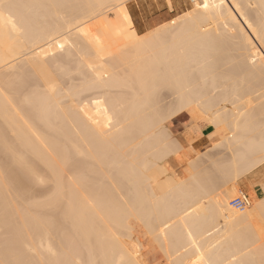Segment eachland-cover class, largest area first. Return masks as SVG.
<instances>
[{"label": "bare ground", "instance_id": "1", "mask_svg": "<svg viewBox=\"0 0 264 264\" xmlns=\"http://www.w3.org/2000/svg\"><path fill=\"white\" fill-rule=\"evenodd\" d=\"M126 1L0 0V264H147L132 219L170 264H264V185L231 206L264 166V0H189L143 35ZM202 138L233 155L211 163L219 184L192 158Z\"/></svg>", "mask_w": 264, "mask_h": 264}, {"label": "rangeland", "instance_id": "2", "mask_svg": "<svg viewBox=\"0 0 264 264\" xmlns=\"http://www.w3.org/2000/svg\"><path fill=\"white\" fill-rule=\"evenodd\" d=\"M168 2V3H167ZM168 5V6H167ZM170 5V6H169ZM190 5H191V1H189V0H127L126 2H125V6H126V8H127V10H128V12H129V14H130V16H131V19H132V22H133V24H134V26H135V28H136V30H137V32H138V34L139 35H143V34H145V33H148V31H150L151 32V30H153V29H156L157 27H159V26H161V25H163V24H165L166 22H168L170 19H172V18H175V17H177V16H179V15H181V14H183L184 12H186L188 9H190ZM170 9V10H169ZM179 14V15H178ZM231 50V49H230ZM232 51V53L231 52H229V55L230 54H234L235 53V51H233V50H231ZM227 51L226 50H223V53L224 54H222V52H221V50L220 51H218V53L220 54V56H222L223 57V55H225L226 57H228V55H227V53H226ZM234 52V53H233ZM217 53V52H216ZM218 58H220L219 56H218V54L216 55ZM224 56V57H225ZM231 56V55H230ZM60 59H62V58H60ZM59 59V60H60ZM221 59V58H220ZM61 61V60H60ZM66 60H64L63 61V59H62V61L61 62H59L60 64H63L62 66L63 67H65L66 69H67V62H69V64L68 65H72L71 64V62L70 61H67V62H65ZM57 62H58V60H57ZM56 61H53V62H51L50 64H48V68H47V70H50L51 68L53 69V67L54 66H56L58 63H57ZM55 63H57L56 65H55ZM73 66V65H72ZM230 66H231V64H230ZM57 67V66H56ZM56 67H54V68H56ZM223 67V66H222ZM225 67H228V65H226ZM50 68V69H49ZM70 69H71V67H69ZM68 68V69H69ZM51 69V70H52ZM53 71V70H52ZM50 73H52L51 71H49ZM53 73H54V71H53ZM52 73V74H53ZM73 73V72H72ZM72 73L70 74V76H68L69 77V79H72V77H73V75H72ZM75 73V72H74ZM71 75H72V77H71ZM66 77V79L68 78L67 76H65ZM65 77H63L64 79H65ZM55 78V77H54ZM78 79L77 78V75H76V73H75V77L73 78V81L74 80H76V79ZM59 79V78H58ZM60 80H63V79H59L58 81H57V83H58V87H60L62 84V82L60 81ZM73 81H71V82H73ZM79 81H80V79H79ZM64 82H67V80L66 81H64L63 80V84H64ZM59 83H60V85H59ZM68 84L70 83V82H67ZM65 84L66 86L68 85V84ZM74 83V82H73ZM77 83V82H76ZM79 83V82H78ZM81 83H79V85H80ZM27 85V84H26ZM26 85H25V87H26ZM70 85H71V83H70ZM70 85H68V86H70ZM67 86V87H68ZM75 86H77L76 84H75ZM62 87H64L65 88V86H61L60 88V90L61 91H64V88H62ZM72 87H73V85H72ZM22 89H24V87H22ZM63 89V90H62ZM66 89V88H65ZM70 90V87L69 88H67V91H69ZM21 91V90H20ZM29 91H30V86H27L26 88H25V91L24 90H22V92H20L19 94L21 95L22 93H24V94H27V93H29ZM67 91H65V92H67ZM64 92V93H65ZM61 94H62V92H61ZM60 94V95H61ZM23 95V94H22ZM64 95V94H63ZM66 99L68 100V98L66 97ZM66 99H63V102L64 103H66V102H69V101H67ZM71 101H72V99H71ZM75 102V101H74ZM67 104H70V103H67ZM72 104V103H71ZM76 104V103H75ZM254 104H256L257 105V103H254ZM74 105V104H73ZM259 107H262L263 108V110H264V106L262 105V106H259ZM258 108V106L256 107V109ZM261 108V109H262ZM255 111V110H254ZM253 111V112H254ZM258 111H260L259 113H261V110L259 109ZM263 113H261V114H263V115H260V114H258V112H254L255 113V115H259V117H258V120H259V118H260V120H262V122H264L263 121V119H264V111H262ZM254 113H253V116H254ZM255 118H257L256 116H254V118L252 119V121H254V122H257V120L255 119ZM255 119V120H254ZM253 122V123H254ZM257 123H261V121H258ZM258 125L259 124H257V127H258ZM260 126V125H259ZM154 128H152V130H153ZM150 131V130H149ZM153 131H155V130H153ZM151 132V131H150ZM140 140V138L138 139V141ZM137 141V142H138ZM133 143V142H132ZM131 145V144H130ZM129 145V146H130ZM128 146V147H129ZM220 147V146H219ZM216 147V148H209V145H205V147L203 148V149H199L198 151H195L194 153H193V159H195L196 160V162L200 165V167L202 166V168H204V167H206V168H208V173L207 172H204V173H206V174H209V170H211L210 168L211 167H213L212 166V164L214 163V161L215 162H217V164H219V162H221L222 160H221V156H222V159L225 161V160H230V159H233V158H229L228 156H233L228 150H223V148L224 147ZM126 148V147H125ZM124 148V149H125ZM119 149V148H118ZM123 149V150H124ZM127 149V148H126ZM125 149V150H126ZM122 150V149H121ZM127 151V150H126ZM125 151V152H126ZM224 151V152H223ZM121 152H124V151H121ZM120 152V149H119V153H121ZM220 152H222V154L223 153H225V155L223 154H221ZM127 153H129V151L127 152ZM189 153V152H188ZM226 153H228L229 155H227ZM122 154V153H121ZM216 155L215 157H214V155ZM126 155V154H125ZM129 155V154H128ZM127 155V156H128ZM189 155V154H188ZM187 155V156H188ZM213 155V156H212ZM134 156V155H133ZM212 156V157H211ZM226 156V157H225ZM189 157H190V155H189ZM191 157H190V159H191ZM227 157L229 158V159H227ZM219 158H220V161H219ZM121 159V158H120ZM226 162V161H225ZM212 163V164H211ZM71 165H72V163H70ZM75 164V163H74ZM76 164H78V163H76ZM76 164H75V166H76ZM80 164V163H79ZM83 165H85L86 163H82ZM90 164V163H89ZM92 164V163H91ZM87 166H85V167H87L88 168V164H86ZM191 165V164H190ZM193 165H195V163L193 164ZM81 166V168L83 167V170L85 169V167L84 166H82V165H80ZM80 166H78V167H80ZM91 166V165H90ZM71 167V169H69L68 170V167H66V168H64L66 171H73V172H76V170L77 169H75V167H74V169L75 170H72L73 168V165L72 166H69V168ZM77 167V166H76ZM77 167V168H78ZM101 168H102V166H100ZM96 168V167H95ZM101 168H99V169H101ZM195 168V167H194ZM261 168V169H260ZM259 168V170L261 171H259V170H257V171H259V172H257L255 175H251V174H249L246 178L245 177H243V181H241L242 179H239L238 181H237V197L239 196V193L240 192H243V193H245L246 195H247V197L249 198V191H248V187H247V185H249L248 184V182L250 181V183H251V185L250 186H252L254 189H256V190H259V189H261V185H264L263 183H264V166H262V167H260ZM80 169V168H79ZM91 169H93V167L91 166ZM103 170H104V168H102ZM101 169V170H102ZM106 169V168H105ZM213 169H215L216 170V168L214 167ZM82 169H80V175L82 174V172L85 174V172L83 171ZM90 170V169H89ZM195 171H196V169H194ZM193 170V171H194ZM201 170V169H200ZM66 171H63V173H66V174H63V178H65V176L64 175H66L67 177H68V179H69V176L70 175H72V176H75V174L74 173H71V172H69V173H71L70 175H69V173H67ZM92 171V170H91ZM91 171L90 172H88L87 171V173H89V175H90V173H91ZM96 171H97V169H96ZM199 171V168L197 169V171L196 172H198ZM212 172H210L211 174H210V176L211 175H214L213 176V178L215 179L216 177H218V174L217 173H215L213 170H211ZM79 172V171H78ZM77 172V173H78ZM106 171L104 170V180H105V178L107 177L108 178V182L107 183H105V182H103V181H101L103 184L105 183V184H110V181H113L114 179H113V177L114 176H116V175H110L112 178H111V180H109L110 178H109V174H108V176H106V174L107 173H105ZM195 172V173H196ZM93 173V172H92ZM113 173V172H112ZM115 173V172H114ZM68 174V175H67ZM79 174V173H78ZM83 174V175H84ZM98 174V173H97ZM99 174H100V171H99ZM116 174H117V172H116ZM200 175H203L202 173H199ZM199 174H196L197 176H196V178H199V180H201V181H203V182H205L204 180L205 179H208V178H210L208 175H203V178H205V176L207 177L208 176V178H205V179H202V176H200ZM85 175H87V174H85ZM83 176L85 179H83V177H82V179L84 180V181H86V182H88V183H92L91 181L93 180V178L95 177L94 176V174H91L90 176H88V178H90L89 180L87 179L86 180V177L87 176ZM118 175H120L119 173L117 174V176L115 177V178H117L118 177ZM77 176V175H76ZM82 176V175H81ZM81 176H79L78 177V180H79V178H80V180H81ZM94 176V177H93ZM96 176H98V175H96ZM103 175H101V177H102ZM106 176V177H105ZM120 176H122V175H120ZM123 177V176H122ZM186 177H187V175H186ZM185 177V178H186ZM201 177V178H200ZM103 178H101V179H103ZM106 178V179H107ZM212 177H211V179H213ZM66 179V180H65ZM64 180L65 181H67L68 179L67 178H65ZM99 179H100V177L98 178V183L97 184H92V187L94 188V186L93 185H98V184H100L101 182H99ZM100 179V180H101ZM113 179V180H112ZM118 179V178H117ZM120 179V178H119ZM118 179V180H119ZM124 179V178H123ZM189 179V178H188ZM186 179V182L187 181H192V179ZM218 179H219V177L217 178V181H215V182H217V184H219L218 182ZM79 180V181H80ZM83 180H81V181H83ZM94 180H96L95 178H94ZM118 180H116V182L118 181ZM64 181V184L66 183ZM80 181V182H81ZM123 182V180H121L120 179V181H118V182H120V186H122V182ZM206 181H208V180H206ZM211 181H213V180H210V181H208V182H210V183H212ZM246 181V182H245ZM83 183L84 185H86L87 184V186H88V189L90 188V186H89V184L88 183ZM116 183V186L114 185V183H115V181H114V183H113V185L112 184H110L112 187H115V188H118V185L117 184H119V183ZM124 182H126L125 180H124ZM244 182L247 184H244ZM95 183V182H94ZM100 184L99 186H101L100 187V189L101 188H103L102 187V185L103 184ZM112 183V182H111ZM188 183V182H187ZM108 184V185H109ZM127 184V182L125 183V186H128V185H126ZM244 184V185H243ZM48 185H50L51 187H52V184L49 182V183H47V185L45 186V188L46 189H44V187L43 188H37V189H35L36 191L37 190H42L43 191V193H46V192H48V189H47V186ZM84 185H82V186H84ZM87 186H86V188H87ZM98 186V187H99ZM109 187V186H105L106 187V190H107V187L108 188H112V187ZM247 188H246V187ZM51 187H49V188H51ZM105 187L103 188V189H101V190H103V192L105 191L104 189H105ZM124 187V186H123ZM130 187V186H129ZM82 188V187H81ZM83 188H85V187H83ZM82 188V189H83ZM93 188H91V190H92V192H94L95 191V189H94V191H93ZM122 187H120V189H121ZM131 188V187H130ZM129 188V189H130ZM221 188V189H220ZM219 188V191L218 192H216V193H220V192H222V190H224L223 188L224 187H220ZM96 189H98L97 188V186H96ZM127 189V188H126ZM129 189L128 190H121L122 192H123V194H124V192L126 193V194H130L131 195V193H132V190H131V192L129 191ZM34 190V191H35ZM39 190V191H40ZM45 190H46V192H45ZM84 190V189H83ZM82 190V191H83ZM100 190V191H101ZM113 190H116L115 192H116V194L114 193V195L113 196H115V195H118V194H121L122 192L121 191H118L119 189H114L113 188ZM221 190V191H220ZM33 192V193H37L35 196H40L39 198L41 199V200H43V196H42V191H40V192ZM85 191H86V189H85ZM87 191H89V190H87ZM98 191H99V189H98ZM99 191V193H101ZM112 191V189L110 190V192ZM119 193H118V192ZM90 192V191H89ZM89 192H87V193H89ZM103 192H102V194H103ZM31 194V196L33 197V198H35L36 199V197H34V194ZM38 193H39V195H38ZM42 193V194H41ZM113 194V193H112ZM119 196V195H118ZM42 197V198H41ZM115 197H117V196H115ZM237 197L235 198V199H237ZM39 199V201H41ZM235 199H233L232 200V202L235 200ZM37 200H38V197H37ZM232 202H231V204H232ZM132 221H133V224H134V231H133V235L135 236V237H138L141 241H142V244H143V250H142V252H143V255H144V257H145V259H146V263L147 264H170L169 262H168V260L166 259V257H164V254L161 252V250L155 245V243H154V241H153V239L152 238H150L151 236L149 235V233H148V231L146 230V228H144V225H143V223H142V221L140 222V220H134V219H132ZM2 228V227H1ZM0 228V229H1ZM1 230H3L4 231V229H1ZM6 230V229H5ZM146 231H147V234H146ZM7 232V231H6ZM5 232V233H6ZM4 233V234H5ZM1 237H3V234H2V231H1ZM5 235H7V234H5ZM4 235V236H5ZM8 235H9V233H8ZM150 236V237H149ZM8 237H10V236H8ZM7 237V238H8ZM1 240H4L5 241V239H3V238H1L0 239V241ZM124 240H126V242L129 244V248L130 249H134V243L132 242V241H130L129 239H124ZM3 241V242H4ZM2 242V241H1ZM2 242V243H3ZM2 243H0L1 245H2ZM2 248V247H1ZM0 252H1V249H0ZM81 256H82V254H81Z\"/></svg>", "mask_w": 264, "mask_h": 264}, {"label": "crops", "instance_id": "3", "mask_svg": "<svg viewBox=\"0 0 264 264\" xmlns=\"http://www.w3.org/2000/svg\"><path fill=\"white\" fill-rule=\"evenodd\" d=\"M175 123L178 124L179 126L181 127H190L191 124H193V120L192 119H188L184 114L180 115V116H177L175 118ZM202 127V134H207L210 129L208 127ZM204 138H202L201 141H199V145H200V148L203 149L205 147V145L207 146L208 143L206 142V140L204 141L203 140Z\"/></svg>", "mask_w": 264, "mask_h": 264}, {"label": "built area", "instance_id": "4", "mask_svg": "<svg viewBox=\"0 0 264 264\" xmlns=\"http://www.w3.org/2000/svg\"><path fill=\"white\" fill-rule=\"evenodd\" d=\"M247 195L243 192L239 193V196L237 197V199H235L231 206L234 210L238 211V212H242L245 210V208L247 207Z\"/></svg>", "mask_w": 264, "mask_h": 264}]
</instances>
